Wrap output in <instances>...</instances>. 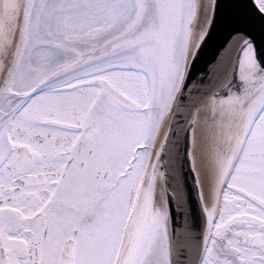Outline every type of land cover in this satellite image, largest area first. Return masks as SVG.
Wrapping results in <instances>:
<instances>
[{"label":"snow or ice","instance_id":"snow-or-ice-1","mask_svg":"<svg viewBox=\"0 0 264 264\" xmlns=\"http://www.w3.org/2000/svg\"><path fill=\"white\" fill-rule=\"evenodd\" d=\"M0 264H264V0H0Z\"/></svg>","mask_w":264,"mask_h":264},{"label":"water","instance_id":"water-1","mask_svg":"<svg viewBox=\"0 0 264 264\" xmlns=\"http://www.w3.org/2000/svg\"><path fill=\"white\" fill-rule=\"evenodd\" d=\"M189 183H191V181H189Z\"/></svg>","mask_w":264,"mask_h":264}]
</instances>
